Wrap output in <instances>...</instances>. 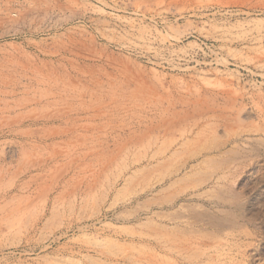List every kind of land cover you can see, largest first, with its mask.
<instances>
[{
  "label": "rangeland",
  "instance_id": "rangeland-1",
  "mask_svg": "<svg viewBox=\"0 0 264 264\" xmlns=\"http://www.w3.org/2000/svg\"><path fill=\"white\" fill-rule=\"evenodd\" d=\"M41 1L86 10L92 16L87 26L110 46L104 48L114 52L113 62L142 66L138 79L197 84L217 96H209L213 108L202 124L190 118L135 144L126 143L137 128L132 110L118 114L112 126L89 131V140L98 141L88 143L84 163L87 173H100L101 184L81 204L69 196L73 208L67 204L63 213L61 206L58 219L37 230L24 222L16 223L18 229L0 226V264H147L152 256L158 264H264V0H221L223 8L209 7L204 16L195 14L206 10L196 0ZM10 5L15 11L0 22V45L24 38L15 35L23 30L44 29L27 35L23 46L31 47L37 61L31 64L46 71L51 63L44 51L58 47V33L68 27L54 25L69 12L30 16L21 0ZM5 32L13 35L3 38ZM8 76L15 79V71L0 74V81ZM97 77L106 86L109 77L116 79L115 93H128L117 69H102ZM184 134L203 138L186 143ZM125 143L112 161L111 151ZM20 150L12 138L0 144L13 167ZM139 159L146 171L115 187L125 167ZM14 176L0 183L1 192L23 180ZM130 255L137 257L127 261Z\"/></svg>",
  "mask_w": 264,
  "mask_h": 264
},
{
  "label": "bare ground",
  "instance_id": "bare-ground-1",
  "mask_svg": "<svg viewBox=\"0 0 264 264\" xmlns=\"http://www.w3.org/2000/svg\"><path fill=\"white\" fill-rule=\"evenodd\" d=\"M6 1L0 2V22L6 21L8 14L15 11L10 5L13 0ZM21 2L24 13L30 16L41 11L69 12V17L59 25H54L57 30L60 27H68L58 33L59 46L53 51H44L51 63V67L46 71H41L38 65L36 66L39 69L31 64L30 59L34 55L30 52L31 47L23 46L24 42H28L25 38L27 35H40L44 29L23 30L15 35H25L22 36L24 38L18 37L20 40L6 41L4 45H0V74L8 75L15 71L16 75L15 79H9L8 76L0 81V144L12 138L21 148L17 167L11 166L0 155V183L9 174L13 177L14 174L23 177L20 184H12L17 186L16 188L12 187L3 192L0 190V226L12 227L16 223L24 222L30 225L28 230H34L41 225L45 226L53 217L58 219L57 216L62 214L59 210L61 206L64 208L63 213L67 204L74 206L67 201L69 196L73 194L76 201L81 200V204L85 196L89 195L88 192L101 184L100 173H87L84 163L88 143L96 138L89 140V131H99L104 124L112 126V119H116L122 111L129 113L131 110L139 117L134 124L137 128L129 132L127 137L128 145L143 141L146 133L150 131H153V134L156 130L158 133L160 130L169 133V130L171 132V129L183 126L190 118L198 117L194 122L200 125L206 120L205 115L213 108L212 103L207 101L209 96H217V93L205 90L197 84H177L171 81L166 85L160 77L146 81L141 74L143 79H138L137 73L145 71L142 66L136 65L133 69L131 66L126 67L128 62L125 66H121L122 63H114V52L104 48L110 46L99 42V36L87 26L92 16L86 10L75 9L62 2ZM195 5L206 9L204 12H195L200 16H204L209 7L217 8L216 12L219 11L218 8H223L221 0H196ZM20 18L21 16L18 21H21ZM12 35L5 32L2 37L8 38ZM37 56L41 54L38 53ZM109 68L117 69L120 78L125 81L123 84L128 93H115L116 79L109 77L106 86L97 77L99 71ZM110 110L111 115L108 113ZM106 115L107 120L101 121ZM203 131L204 129L202 136ZM183 138L186 143L197 141L186 134ZM96 140L98 141L97 138ZM126 143L116 145L115 151H111L112 161L115 162L116 158L122 156ZM143 163L144 161L139 159L126 166L114 186L116 187L122 179L127 183L140 171L145 172L146 166L140 167ZM8 230L11 231L10 228ZM18 232L20 233V230ZM136 257L130 255L127 261ZM154 259L155 256L149 257L147 264H158Z\"/></svg>",
  "mask_w": 264,
  "mask_h": 264
}]
</instances>
